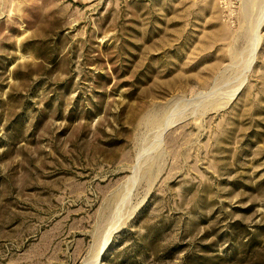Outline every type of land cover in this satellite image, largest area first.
<instances>
[{
  "label": "rangeland",
  "instance_id": "rangeland-1",
  "mask_svg": "<svg viewBox=\"0 0 264 264\" xmlns=\"http://www.w3.org/2000/svg\"><path fill=\"white\" fill-rule=\"evenodd\" d=\"M0 264H264V0H0Z\"/></svg>",
  "mask_w": 264,
  "mask_h": 264
}]
</instances>
